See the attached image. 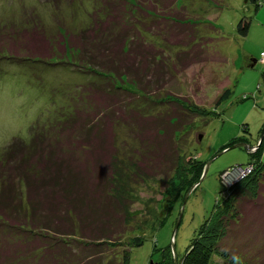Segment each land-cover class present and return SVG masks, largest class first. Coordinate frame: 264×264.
Here are the masks:
<instances>
[{
    "label": "trees",
    "instance_id": "obj_1",
    "mask_svg": "<svg viewBox=\"0 0 264 264\" xmlns=\"http://www.w3.org/2000/svg\"><path fill=\"white\" fill-rule=\"evenodd\" d=\"M180 1L101 0L100 15L83 28L60 29L52 36L13 26L1 32L0 60L63 65L88 79L69 95L73 109L60 122L35 132L28 142H11L1 154L0 264H129L130 248L143 243L128 229L133 216L127 203L129 168L132 179L155 172L165 176L172 186L166 214L177 196L200 180L205 162L185 156L183 133L197 118L206 124L218 116L216 108L231 90L218 91L214 108L207 109L167 89L182 71L214 58L206 45L218 28L203 19L209 29L202 32ZM249 1L255 11L261 5ZM250 25L251 18L241 17L237 34L245 37ZM152 26L163 46L146 38ZM116 123L133 128L140 140L131 167L122 166L117 156ZM260 141L246 162L251 174L215 202L177 264H251L223 239L251 226L264 234ZM250 254L264 264V240Z\"/></svg>",
    "mask_w": 264,
    "mask_h": 264
},
{
    "label": "rangeland",
    "instance_id": "obj_2",
    "mask_svg": "<svg viewBox=\"0 0 264 264\" xmlns=\"http://www.w3.org/2000/svg\"><path fill=\"white\" fill-rule=\"evenodd\" d=\"M101 3V0H0V41L1 32L10 26L38 28L48 36L64 28H83L100 15ZM180 3L184 6L180 9L198 22L202 32L209 29L203 19L218 28L217 36H212L215 38L206 45L214 61L190 66L169 81L167 89L207 109L214 108L218 91L229 87L231 95L216 108L218 116L206 124L197 118L192 128L183 133L186 142L183 141L180 149L186 152L185 156H196L208 165L204 164L207 167L204 177L182 193L183 197L177 196L167 214V191L172 186L167 187L165 176L155 172L132 179L129 168L132 194L128 195L127 203L133 216L128 229L132 235L143 238L141 245L130 248L129 264H168L170 258L174 261V256L179 261L215 202L227 198L219 174L231 166L246 163L249 153L259 150L264 130V64L259 61L264 51V0L256 11L249 0H181ZM243 16L251 18L245 37L236 32V24ZM153 27L147 31L146 38L163 46L164 40L160 41L159 31ZM87 79L63 65L12 64L11 60L1 59L0 163L1 154L7 152L11 142H28L35 132L60 122L66 116L65 111L73 109L69 95ZM162 110L159 108L157 112ZM114 132L119 161L123 162L122 166L131 167L130 155L133 149L140 148V140L133 128L123 123H116ZM181 136L182 133L178 134L179 139ZM235 143L245 145L229 148ZM251 170L249 167L237 181L250 175ZM249 228L253 231H230L223 244L245 255L249 263L261 264V260L248 255L261 244L264 234L254 232V226Z\"/></svg>",
    "mask_w": 264,
    "mask_h": 264
},
{
    "label": "built area",
    "instance_id": "obj_3",
    "mask_svg": "<svg viewBox=\"0 0 264 264\" xmlns=\"http://www.w3.org/2000/svg\"><path fill=\"white\" fill-rule=\"evenodd\" d=\"M259 61L264 64V51L261 52ZM249 167H252L251 163H246L244 166L236 164L225 169L219 174V179L224 186L225 194H228V190H230V188L238 182L237 180L240 179V176L244 175L247 170H249Z\"/></svg>",
    "mask_w": 264,
    "mask_h": 264
},
{
    "label": "water",
    "instance_id": "obj_4",
    "mask_svg": "<svg viewBox=\"0 0 264 264\" xmlns=\"http://www.w3.org/2000/svg\"><path fill=\"white\" fill-rule=\"evenodd\" d=\"M263 134H264V130H263ZM263 134H262V136L260 137L261 139H263ZM259 142H260V140H259ZM241 145H245L244 143H235V144H232L231 146H229V148H232V147H236V146H241ZM228 149V148H227ZM206 166L208 165V163L207 164H205ZM204 167V169H203V172H202V175H201V177L203 178L204 177V175H205V172H206V170H207V167ZM201 179V178H200ZM200 181V180H199ZM194 187V186H193ZM192 187V188H193ZM184 202H185V199H183V204H184ZM183 204H182V209H183ZM181 212L182 211H180V216H181ZM176 262H177V259H176V257L174 256V264H176Z\"/></svg>",
    "mask_w": 264,
    "mask_h": 264
},
{
    "label": "clouds",
    "instance_id": "obj_5",
    "mask_svg": "<svg viewBox=\"0 0 264 264\" xmlns=\"http://www.w3.org/2000/svg\"><path fill=\"white\" fill-rule=\"evenodd\" d=\"M235 259H236L237 261L239 260V258H238V257H236Z\"/></svg>",
    "mask_w": 264,
    "mask_h": 264
},
{
    "label": "crops",
    "instance_id": "obj_6",
    "mask_svg": "<svg viewBox=\"0 0 264 264\" xmlns=\"http://www.w3.org/2000/svg\"><path fill=\"white\" fill-rule=\"evenodd\" d=\"M256 62V59H253V63Z\"/></svg>",
    "mask_w": 264,
    "mask_h": 264
}]
</instances>
